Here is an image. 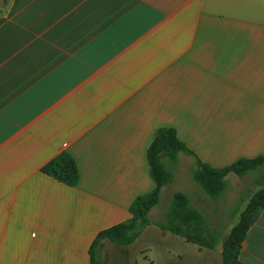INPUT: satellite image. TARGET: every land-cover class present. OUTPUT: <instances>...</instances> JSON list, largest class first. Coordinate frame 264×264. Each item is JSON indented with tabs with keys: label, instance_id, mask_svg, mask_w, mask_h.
Returning <instances> with one entry per match:
<instances>
[{
	"label": "crops",
	"instance_id": "0c3cea01",
	"mask_svg": "<svg viewBox=\"0 0 264 264\" xmlns=\"http://www.w3.org/2000/svg\"><path fill=\"white\" fill-rule=\"evenodd\" d=\"M161 129L215 169L264 156V0H12L0 17V264H91L99 234L157 187L148 151ZM63 153L76 187L44 173ZM195 169L180 154L152 225L129 247L104 241L100 264H222L158 226L177 193L205 216ZM239 259L264 264V209Z\"/></svg>",
	"mask_w": 264,
	"mask_h": 264
},
{
	"label": "trees",
	"instance_id": "16d2710c",
	"mask_svg": "<svg viewBox=\"0 0 264 264\" xmlns=\"http://www.w3.org/2000/svg\"><path fill=\"white\" fill-rule=\"evenodd\" d=\"M182 153L196 159L192 179L212 200L218 201L226 196L229 185L227 177L230 175L245 178L256 174L260 190L252 197L238 225L226 240L223 232L212 229L204 214L183 193L173 196L166 212L165 224L158 226L165 232L212 251L224 240L222 264H243L239 259L243 243L264 209V156L255 159L242 158L231 166L215 169L201 162L172 129L159 130L148 151L151 175L157 187L134 201L129 209V221L99 234L90 249L91 264H100L104 241L126 248L133 245L144 230L152 225L150 213L160 204L162 189L173 182L179 155ZM44 173L70 187H76L80 180L76 161L68 153H63L52 161L44 168Z\"/></svg>",
	"mask_w": 264,
	"mask_h": 264
},
{
	"label": "rangeland",
	"instance_id": "374dc122",
	"mask_svg": "<svg viewBox=\"0 0 264 264\" xmlns=\"http://www.w3.org/2000/svg\"><path fill=\"white\" fill-rule=\"evenodd\" d=\"M12 0H0V17L7 13ZM195 167V163L192 158H185L181 160L180 169L182 171V179H186V175L189 170H193ZM231 181L228 183V190L226 196L221 200H212L207 195H205V200L199 201L200 206L205 211V217L208 221V224L212 229L216 231L223 232L226 240L233 228H235L240 219L242 213L245 211L252 197L257 193L258 185L256 174H251L246 178H236L231 177ZM183 186L186 188L189 185L183 181ZM182 187V186H181ZM179 189L180 186H177ZM175 188L168 190V194L172 191H176ZM178 191V190H177ZM168 199V198H167ZM165 198V201H167ZM164 201V200H163ZM237 212V214H236ZM149 241V240H148ZM144 244H148L150 242L143 241ZM224 249H225V241H224ZM223 250H220L218 247L211 251L215 257L219 259L223 256Z\"/></svg>",
	"mask_w": 264,
	"mask_h": 264
},
{
	"label": "water",
	"instance_id": "95a60500",
	"mask_svg": "<svg viewBox=\"0 0 264 264\" xmlns=\"http://www.w3.org/2000/svg\"><path fill=\"white\" fill-rule=\"evenodd\" d=\"M218 248H219L220 250H223V249H224V240L220 242Z\"/></svg>",
	"mask_w": 264,
	"mask_h": 264
}]
</instances>
